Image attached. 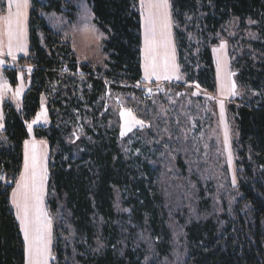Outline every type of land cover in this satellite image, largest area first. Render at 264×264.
<instances>
[{
    "label": "trees",
    "instance_id": "obj_1",
    "mask_svg": "<svg viewBox=\"0 0 264 264\" xmlns=\"http://www.w3.org/2000/svg\"><path fill=\"white\" fill-rule=\"evenodd\" d=\"M86 1L106 34L104 72L79 63L70 43L41 15L55 12L73 19L75 6L66 0H31L30 85L21 110L9 101L3 106L0 264L25 261L24 240L11 205L12 181L22 171L26 124L39 111L42 96L48 100L50 125L37 127L35 133L50 146L48 205L55 219L57 264H264V0H170L186 82L216 90L211 46L218 43L224 26L235 21L241 44L235 60L237 81L248 92L230 104L238 132V190L230 193L236 201L230 208L225 203L216 215L213 199L205 198L200 189L199 211L212 209V216L199 220L173 213L180 198L174 196L172 208L167 180L175 175L167 172L165 152L152 163L129 158L120 147L119 128L102 111L109 88L139 91L129 85L142 78L139 0ZM248 29L256 38H246ZM188 31L197 43L189 40ZM4 74L12 86L18 83L16 69L5 67ZM64 117L68 123H59L60 118L66 121ZM77 117L91 124L84 123L80 143L70 144L66 136ZM178 164L187 174L181 158ZM119 204L128 211L122 212ZM173 221L181 227L177 236Z\"/></svg>",
    "mask_w": 264,
    "mask_h": 264
},
{
    "label": "rangeland",
    "instance_id": "obj_2",
    "mask_svg": "<svg viewBox=\"0 0 264 264\" xmlns=\"http://www.w3.org/2000/svg\"><path fill=\"white\" fill-rule=\"evenodd\" d=\"M66 1L75 6L73 19L78 14L80 19L98 27L94 21L91 7L86 0ZM41 15L47 19L53 30L57 33L61 31L64 24L72 20L62 13L42 11ZM98 29L100 30V41L104 52L103 61L100 63L85 61L76 53L71 43H69L79 63H90L94 69L101 67L104 72L108 69L105 64L108 60V54L104 51L106 34L99 27ZM171 30L174 43V62L177 65V70L173 74L172 79L156 81L153 78L152 82L144 80V53L142 48V78L137 83L129 84L130 86L137 87L139 91L111 90L109 88L104 96L105 103L102 111L104 116L106 114L111 115V119H108V121L111 125L119 128L120 147L129 158L146 159L152 163L155 157L165 152L164 163L168 167L167 172L175 175V177L171 176L167 180L168 187H170V191H168L170 196L167 198L170 199L172 208L175 202L174 196L180 198V202H175L177 207L173 209V213H179V215L188 218V220L190 218L199 220L212 216V209L210 213L199 211L198 194L200 189L204 191L205 198L211 197L213 199V212H216V215L221 214L225 203L230 208L236 201V198L230 193L238 190L239 166L237 165L238 155L236 150L238 132L234 118L230 112V104L238 99L241 100L244 94L248 93L237 81L235 60L241 51L240 40H237L239 39L237 38L239 34L238 23L234 21L225 25L222 34L219 35L218 43L211 46L217 78V88L214 92H210L201 86L197 87L198 83L196 82H186V75L178 59L174 21L172 22ZM244 35L247 39L256 38V32L252 29H248ZM188 38L195 43L198 42L197 37L190 31H188ZM142 39L144 40L143 33ZM222 44L224 45L223 48H221ZM28 45L30 48V44ZM28 56L29 50L27 55L20 57L16 62H9L6 65V67L17 70V76L23 78L18 87L22 85L23 88L25 86V90L30 85V75L33 69L32 63L27 59ZM28 69H31V71L29 72ZM227 72L234 73L232 80L237 85V95L235 96H223L221 94V86L224 83ZM176 76H179V79ZM180 83H185V86H181ZM123 84L128 85L125 81H123ZM149 88L152 90L151 93L148 91ZM221 100L224 103L223 117L221 116L219 105V101ZM47 103V97L42 96L39 112L43 105L48 121L45 124L46 126H42L43 123H40L33 125L34 127H48L50 125ZM125 109H131L137 119L144 121V126L137 125L131 132L122 136L121 132L124 129L125 122L120 112ZM61 118L59 119V123H68V118L64 117L66 121L61 120ZM158 120L161 125H158ZM83 121L77 117L76 124L71 128L70 134L66 136L68 143L78 144L80 143V139L85 136L83 125L84 123L91 124V122L88 119H84ZM178 122L182 123L181 127H178ZM225 127L228 133L227 145L225 144ZM161 137H164L163 140ZM229 153L231 154L230 164ZM180 158L187 167V174H183L180 171L178 164ZM233 176H235V184H233ZM118 207L122 212L128 211L126 208H121L120 204ZM199 207L201 208V206ZM47 209L52 220V244L54 247L55 219L48 205V191ZM56 217H60V212L56 214ZM188 220L185 221L187 222ZM173 228L175 236H177L181 227L176 221H173ZM180 249H177L176 255L180 252ZM52 257L54 259L51 264H57L53 249Z\"/></svg>",
    "mask_w": 264,
    "mask_h": 264
},
{
    "label": "snow or ice",
    "instance_id": "obj_3",
    "mask_svg": "<svg viewBox=\"0 0 264 264\" xmlns=\"http://www.w3.org/2000/svg\"><path fill=\"white\" fill-rule=\"evenodd\" d=\"M144 21V80L152 82L170 80L177 70L174 62V49L171 41L172 19L169 11V0H141ZM28 0H8L7 14L0 15V22L6 25V43L0 39V68L6 63V58L13 62L17 60L18 53L27 55V31H28ZM99 39V37H97ZM224 45H221L223 48ZM30 72L31 69H28ZM83 75V74H81ZM234 73L225 74L224 83L221 86L223 96L237 95L236 82L232 80ZM179 79V76H176ZM199 87V85H197ZM9 85L0 74V96L8 92ZM21 87L15 90V97H19ZM151 93V89H148ZM209 99H211L209 97ZM221 116L223 117L224 103L219 101ZM124 118L125 126L121 135L131 132L137 125L143 127L144 121L137 119L131 109L120 112ZM43 118V119H42ZM3 115L0 114V129L4 127ZM46 111L41 106V111L35 119L27 123L29 134L33 131V125L47 124ZM228 143V133L225 127V144ZM44 142L37 143L33 138L25 141V153L23 170L18 178H14L15 187L11 192V204L16 210V218L20 222V229L24 235V248L27 257L26 264H49L51 243L53 238L52 220L44 206L46 195V182L48 179L47 153L44 150ZM231 154L229 153V164ZM0 180L5 176L0 174ZM233 176V184H235Z\"/></svg>",
    "mask_w": 264,
    "mask_h": 264
},
{
    "label": "crops",
    "instance_id": "obj_4",
    "mask_svg": "<svg viewBox=\"0 0 264 264\" xmlns=\"http://www.w3.org/2000/svg\"><path fill=\"white\" fill-rule=\"evenodd\" d=\"M29 2V8L27 10L28 12V22H29V17H30V9H31V0H28ZM7 3H8V0H0V15H6L7 14ZM139 3H140V12H141V35L143 33L144 35V21H143V9L141 7V0H139ZM169 4H170V13H171V19H172V22H173V17H172V5H171V1L169 0ZM30 36H29V24H28V31H27V37H26V40H27V47H28V50L30 51V48H29V45L30 44V40H29ZM0 39L4 40V42L6 43L7 41V36H6V25L3 24L2 22H0ZM171 41H172V48L174 49V43H173V39H172V30H171ZM29 42V43H28ZM142 48H143V53H144V40L142 39ZM22 56H25L24 53H18L17 54V60L22 57ZM9 62H13L11 60V58H6V63L5 65L0 68V74H2L3 78L5 81H7L8 85H9V91L6 92L3 96H0V114L3 115V125H4V109H3V106H4V103L6 101H9L10 103H12L17 110H21L22 109V100H23V95H24V91H26L25 89V86H23L22 88V91H21V94L20 96L17 98L15 97L14 93H15V90L18 88V85L21 83V81H23V78L20 76L18 77L19 81L18 83L15 85V86H12L9 82V80L7 79V77L5 76L4 74V68L6 67V65L9 63ZM16 62V61H15ZM143 71V69H142ZM27 87V86H26ZM39 112V111H38ZM37 112V113H38ZM36 115L34 116V118H32L30 121H28L27 123L31 122L33 119H35ZM27 125V124H26ZM42 126H46L45 124H43ZM39 127V126H37ZM37 127H34L33 126V131L31 134L28 135V138L26 139L27 141H31L33 138L35 139V141L37 143L43 141L44 142V150L46 151L47 153V168H48V179H47V182H46V195H45V200H44V206L48 212V209H47V191H48V180H49V156H50V146H49V142L46 138L44 137H38L36 136V133H35V129ZM4 127L2 129H0V135L3 131ZM29 133V132H28ZM25 140V141H26ZM25 141H24V145H23V154L25 153ZM23 170V168H22ZM13 207V206H12ZM14 209V213H15V216H16V210L15 208L13 207ZM49 213V212H48ZM50 217V216H49ZM18 224H19V227H20V222L19 220L16 218ZM21 230V229H20ZM22 233V236H23V240H24V235H23V232L21 231ZM52 249H53V244L51 243V254H52ZM24 251H25V248H24ZM26 260H27V257H26V254H25V261H24V264H26ZM52 258L49 259V264L52 263Z\"/></svg>",
    "mask_w": 264,
    "mask_h": 264
},
{
    "label": "clouds",
    "instance_id": "obj_5",
    "mask_svg": "<svg viewBox=\"0 0 264 264\" xmlns=\"http://www.w3.org/2000/svg\"><path fill=\"white\" fill-rule=\"evenodd\" d=\"M59 35L65 41L70 42L76 53L85 61L97 63L103 61L104 52L100 41V30L92 23L80 19L78 14L75 19L63 25Z\"/></svg>",
    "mask_w": 264,
    "mask_h": 264
}]
</instances>
